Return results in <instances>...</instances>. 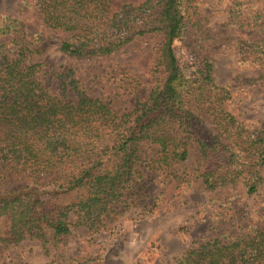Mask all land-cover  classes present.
<instances>
[{"label": "trees", "instance_id": "obj_1", "mask_svg": "<svg viewBox=\"0 0 264 264\" xmlns=\"http://www.w3.org/2000/svg\"><path fill=\"white\" fill-rule=\"evenodd\" d=\"M244 2L232 1L228 23L253 33L216 38L206 26V0H22L19 8L62 35L68 59L106 57L135 38L158 37L153 66L161 79L121 110L88 94L72 68L56 76L74 98L49 90L36 59L39 32L27 35L22 20L0 13V184L8 175L26 182L0 187V252L29 237L51 254L48 245L64 244L74 226L92 237L133 203L127 199L143 168L174 188L196 182L209 201L217 190L240 198L264 191V129L230 110L231 92L214 82L207 53L229 43L240 64L258 70L251 81L264 78V8ZM191 145L196 154L186 170ZM261 204L243 209L225 200L214 217L235 218L236 231L193 240L165 264H264Z\"/></svg>", "mask_w": 264, "mask_h": 264}, {"label": "rangeland", "instance_id": "obj_2", "mask_svg": "<svg viewBox=\"0 0 264 264\" xmlns=\"http://www.w3.org/2000/svg\"><path fill=\"white\" fill-rule=\"evenodd\" d=\"M21 1L0 0V13L22 20L27 35L39 32L41 54L36 55V59L44 63L41 79L59 97L74 98L70 88L62 90L58 84L56 73L61 69H74L81 88L88 94L110 101L120 110L129 108L134 99H142L161 79V67L156 71L153 66L158 37L145 35L135 38L106 57L81 61L68 59L59 48L62 35L43 28L34 12L19 8ZM232 1L206 0V26L216 38H220L219 33L222 32H228L230 36L253 33V30L237 29L228 23ZM251 5L264 8V0H245L243 8ZM175 49L177 58L183 62L182 43L177 41ZM207 53L213 59L214 82L227 85L231 92L230 110L241 119L257 122L264 129V78L251 81L258 76V70L240 64L229 43L217 42ZM195 154V147L191 145L184 163L186 170L192 169ZM141 170L143 178L135 184V196L127 199V205L132 199L133 203L92 237L86 235V228L74 226L64 244L48 245L51 254H46L37 239L26 237L0 252V264H81L88 256L97 259L83 264H165L193 240L206 238L218 231H236L235 218L221 215L215 216L216 220L214 217L215 213L221 212L225 200L229 199L233 205L243 209L253 206L258 209L264 199V191L259 196L240 198L239 192L233 196V191L217 190L210 195L214 199L209 201L208 195L196 182H191L184 189L174 188L169 180L162 183L154 172L147 168ZM25 183L8 175L0 187L14 189ZM155 193H161L158 204L147 212Z\"/></svg>", "mask_w": 264, "mask_h": 264}]
</instances>
